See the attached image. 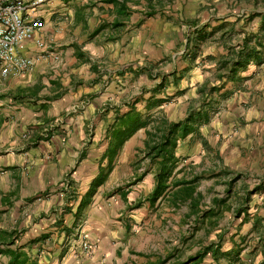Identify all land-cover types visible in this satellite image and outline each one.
Wrapping results in <instances>:
<instances>
[{"label": "crops", "instance_id": "crops-1", "mask_svg": "<svg viewBox=\"0 0 264 264\" xmlns=\"http://www.w3.org/2000/svg\"><path fill=\"white\" fill-rule=\"evenodd\" d=\"M22 4L41 26L17 47L32 67L0 78V264L264 260V0ZM244 38L261 42L260 61L222 63ZM131 107L150 121L117 146L115 119ZM190 111L200 123L153 199V126ZM180 182L200 195L195 210L174 198ZM218 200V220H200ZM211 243L241 251L195 262Z\"/></svg>", "mask_w": 264, "mask_h": 264}, {"label": "trees", "instance_id": "trees-1", "mask_svg": "<svg viewBox=\"0 0 264 264\" xmlns=\"http://www.w3.org/2000/svg\"><path fill=\"white\" fill-rule=\"evenodd\" d=\"M249 38H244L242 43L238 46L237 49H232L230 56L226 58L222 63H232V65H244L248 63L250 60L260 61L261 56L259 50L256 46L261 43L260 41H255L254 43H250ZM205 118V117H203ZM202 118V119H203ZM199 117L192 112H188L187 115L178 121H166L159 120L157 125L153 126L154 132L151 135L152 142L146 143L147 151L145 155L149 156L151 160L157 159L158 164V172L156 174V182L152 189V198L155 199L157 196L162 194L167 188L168 184L166 183L168 178L170 177L173 168L176 166L177 158L174 155V147L176 145V141L185 137L188 133L192 132L197 125L200 123ZM149 119L141 118V115L138 111L134 110V108H130L124 113L119 114L114 122V139L115 144L118 146L122 144L128 136L136 131L138 128L142 126H146L149 123ZM182 187L180 190L174 192V198L180 199V201H184L188 199L189 207L191 210H195L200 203V195L192 196L194 187L188 182H180ZM176 185V184H174ZM173 187V186H172ZM264 190V185H258L254 188V191ZM222 200L216 201L215 205L218 208L216 212L211 213L209 210L201 211L199 215L200 220L204 218L210 217V224L212 225L218 220V212L219 207L222 205ZM262 207L264 208V200L262 202ZM238 214V213H237ZM255 223L260 222V218H256L254 220ZM220 235L218 234V241L220 239ZM261 237L259 236L260 240ZM220 244L213 246V244H206L201 247L200 251L195 254L194 257L195 262H198L206 253H210L212 257H233L234 259L238 257L241 248H234L230 251H220ZM254 249H248L249 253H252ZM181 264H185L184 262ZM258 264H264V260L259 262Z\"/></svg>", "mask_w": 264, "mask_h": 264}, {"label": "built area", "instance_id": "built-area-1", "mask_svg": "<svg viewBox=\"0 0 264 264\" xmlns=\"http://www.w3.org/2000/svg\"><path fill=\"white\" fill-rule=\"evenodd\" d=\"M46 0H31L41 4ZM22 0H0V78L16 76L32 67L35 60L17 51L20 44L31 38L41 26L38 18L24 15ZM81 249L91 250L87 242H81Z\"/></svg>", "mask_w": 264, "mask_h": 264}, {"label": "rangeland", "instance_id": "rangeland-1", "mask_svg": "<svg viewBox=\"0 0 264 264\" xmlns=\"http://www.w3.org/2000/svg\"><path fill=\"white\" fill-rule=\"evenodd\" d=\"M226 223H229V220L227 219L226 220V222L224 223V224H226ZM225 226V225H224ZM242 231H244V229L242 230ZM232 235H234V234H232ZM222 248L223 247H225L227 244H228V242H229V240H230V235H229V233L228 232H225L223 235H222ZM235 239H236V237H235ZM225 242H227L226 244H225ZM253 249H255V248H253ZM246 252V251H245ZM244 254H247V252L246 253H244ZM256 254V253H255ZM243 256V255H242ZM245 256V255H244Z\"/></svg>", "mask_w": 264, "mask_h": 264}]
</instances>
